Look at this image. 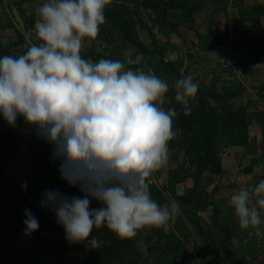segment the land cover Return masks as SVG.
I'll return each mask as SVG.
<instances>
[{
  "label": "rangeland",
  "instance_id": "obj_1",
  "mask_svg": "<svg viewBox=\"0 0 264 264\" xmlns=\"http://www.w3.org/2000/svg\"><path fill=\"white\" fill-rule=\"evenodd\" d=\"M233 1L204 0L192 21L185 17L182 8H170L165 0L155 1L159 6L153 9L144 6V0H113L105 11L115 10L128 21L150 56L145 57L124 41L121 31L106 14L98 37L82 48L81 55L88 54L87 59L94 62L106 58L120 60L133 71L151 68L169 84L191 74L199 85L187 123L180 119L182 108L175 103L174 89L170 88L166 94L170 103L165 107H175L178 117L174 128L180 131L169 142L168 164L149 177L152 198L161 204L176 201L180 214L174 222L159 229L145 228L134 238L124 239L132 245V251L113 259L111 264H207L214 243L218 246L222 243L221 257H230L237 264H264V235L258 236L252 229L242 230L229 204L234 189L251 190L264 180V10H254L260 5L264 8V0H241L238 8L253 14L249 18L244 12V19L233 8ZM44 2L0 0V56L26 51V33L34 27L38 9ZM136 20L146 27L136 25ZM34 133L30 126L15 127L18 151L15 160L3 161L4 174L6 186L16 188L17 192L25 183L24 174L29 181L23 198L20 195L14 205L21 212L18 221L23 222L24 210L30 209L39 221V229L50 235L54 232L47 231L48 226L58 225L55 214L40 206L42 193L50 189L35 187L33 175L37 171L35 162L41 168L56 160L52 157V145H44L42 151H37L38 143L46 142L38 136L30 137ZM205 145L212 156L204 165L198 153ZM31 148L38 155L34 156ZM56 178L63 194L83 196L59 175ZM90 206L101 205L93 200ZM7 208L10 210L12 206ZM5 210L0 209L2 226L6 224L1 215ZM40 214L48 216L47 221L42 223L38 219ZM198 222L203 229L201 235L196 234ZM218 225L229 229L234 236L224 241L216 229ZM24 228L9 238L10 243L13 248L25 249L28 254L25 259L34 264L35 234L24 235ZM205 240L213 243L209 251L205 250ZM16 257L17 264H23L25 259L20 253ZM106 257H100L102 264H106ZM36 261L51 264L43 257Z\"/></svg>",
  "mask_w": 264,
  "mask_h": 264
},
{
  "label": "clouds",
  "instance_id": "obj_2",
  "mask_svg": "<svg viewBox=\"0 0 264 264\" xmlns=\"http://www.w3.org/2000/svg\"><path fill=\"white\" fill-rule=\"evenodd\" d=\"M112 2L45 0L26 33V51L0 56V115L9 126L22 118L33 127L52 145L61 179L83 193L46 190L40 206L54 212L66 241L88 250L110 243L94 230L106 228L124 240L176 220L178 203L154 200L149 177L168 164L169 142L180 131L166 94L174 89L175 103L189 116L199 87L191 74L169 84L151 68L133 71L120 60L82 57ZM93 200L101 206L92 208ZM229 204L242 230L264 235V180L251 190L234 189ZM24 215L30 236L39 221L30 209Z\"/></svg>",
  "mask_w": 264,
  "mask_h": 264
},
{
  "label": "trees",
  "instance_id": "obj_3",
  "mask_svg": "<svg viewBox=\"0 0 264 264\" xmlns=\"http://www.w3.org/2000/svg\"><path fill=\"white\" fill-rule=\"evenodd\" d=\"M146 1V4L144 2V6L156 8L159 6V2H151L150 0H144ZM161 1V0H159ZM166 5L170 8H182L184 10L185 17L189 18V20L193 21V15L198 13L202 7V3L204 0H165ZM163 2V1H162ZM241 0H238V3L235 1L231 2L233 8L236 10L237 13H239L243 19L246 16L249 18H252V13H246L247 11H241L238 7L241 6L240 4ZM253 11V9H250ZM256 12L263 11L264 8L260 5L259 9H254ZM105 14L108 15L113 24L119 28L122 34V38L124 41L130 43L132 46L136 47L140 53H142L145 57L150 56V51L147 50V48L144 46V44L135 37L134 33L131 30V26L129 25V22L126 20H123L121 17L118 16V14L115 12V10H111L109 12L105 11ZM244 14V15H243ZM242 19V20H243ZM132 19H129L131 21ZM239 21H237L238 23ZM233 23H236L235 20ZM135 24L141 27H146L145 24H143L142 21L136 20ZM244 27V26H243ZM248 28V27H245ZM249 29V28H248ZM85 59H87L88 54L82 55ZM154 72V71H153ZM158 76V75H157ZM170 91V90H169ZM180 119L183 123L189 122L190 116H184L183 110H181ZM192 114V113H191ZM17 125H20L21 127H27L28 125L24 123L23 119L21 118L20 121L18 120L16 126H9L8 123L3 119L2 115H0V209L5 210L1 215H4L5 217V226H2V223L0 222V264H17L16 262V255L20 253V256L22 259H25L27 257V253L25 249H19V248H13L10 243V237L12 235L16 236L20 233V229L24 228V223L22 222V219H19V210H16L14 208V205L16 206V202L20 200V195L22 197V194H24L25 190L20 187V192L16 191V188L7 187V178L5 180V172H4V160L7 161H13L16 158V151H18L17 143L19 141L17 140L18 134H15V127ZM32 133V132H31ZM212 134V133H210ZM37 136L35 133L32 134L30 137ZM27 142V141H26ZM192 143H190L191 145ZM44 145H50L48 143H38L37 151H42ZM33 155H38V152H33V148H31ZM203 161V164L205 165L207 163V158L210 159V154L212 156V153H209V151L206 150V145L204 149L200 148V151L198 153ZM59 166L60 161H57L55 163H45L41 168H38V163L35 162V174L33 175V182H35V187H47L50 190H59V187L57 186V178L56 176H60L59 172ZM32 167V165L30 166ZM24 180L28 184V180H26V175L24 174ZM42 177V178H41ZM44 177V178H43ZM61 177V176H60ZM28 187V185H27ZM27 191V189H26ZM61 192V190H59ZM23 198V197H22ZM12 206V208L9 210L7 207ZM42 208V207H41ZM39 208V209H41ZM40 211V210H39ZM41 215V214H40ZM38 216V219L42 221H47L48 216ZM45 225V224H44ZM196 228V234L201 235L203 234L202 225L200 222L195 224ZM216 229L223 235V240L227 241V239H230L232 236V232L229 231V229L223 228L221 226H217ZM54 232L50 235L46 234V231L43 232L42 229H38L33 236V239H35V263L39 264L36 260L40 257H43L45 259H49L51 264H102V257L107 256V262L106 264H111L113 259H120L123 256H125L129 251L131 252L132 245L129 243L128 240H121L119 239L115 234L108 231L106 228H101L99 230H94L93 235H95L98 239L109 241L110 243H106L95 250H88L83 244H70L65 239V232L61 225H56L54 227L53 224H50L48 226L47 231ZM222 240V241H223ZM126 241V242H125ZM219 241V239H218ZM126 243V244H122ZM219 243H221L219 241ZM206 245L205 250H210V244H213L209 241L205 240ZM222 245V243H221ZM218 246L217 244L214 246L211 250L212 258L207 260V264H229L228 261L232 264H237L236 262L232 261L231 258H223L221 257V251L220 248H223ZM10 250V251H9ZM19 251L17 254L14 252ZM203 253V252H202ZM15 254V255H14ZM204 254V253H203ZM101 257V258H100ZM203 258V255L200 256ZM37 258V259H36ZM224 259V260H223ZM10 260V261H9ZM33 263V262H32ZM23 264H30L28 259H25Z\"/></svg>",
  "mask_w": 264,
  "mask_h": 264
}]
</instances>
